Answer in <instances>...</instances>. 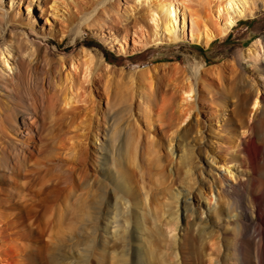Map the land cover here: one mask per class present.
Returning <instances> with one entry per match:
<instances>
[{
    "label": "rangeland",
    "instance_id": "obj_1",
    "mask_svg": "<svg viewBox=\"0 0 264 264\" xmlns=\"http://www.w3.org/2000/svg\"><path fill=\"white\" fill-rule=\"evenodd\" d=\"M249 1L253 16L239 20L229 34L203 46L187 38L155 41L154 34L160 37L163 31L150 22L145 11L148 5L142 2L31 0L35 29L9 27L5 35V40L11 39L14 33L27 30L34 57L25 56L18 89L0 92V125L6 118L15 129L0 138V149L8 146L15 158L28 154L23 144L25 127L35 113L19 106L27 107L38 97L43 108L39 105L37 116L42 123L48 114L47 93L55 110L52 136L56 139L53 152L35 155L27 162V169L0 167V264H162L159 254L165 249L162 244L171 239L165 230L175 214L174 195H184L188 189L197 214L181 221L182 243L190 242L187 252H182L181 264L182 256L188 264H208L210 253L220 264H245L244 258L246 264H259L255 251L248 253L247 244L236 246L242 212L253 213L258 204L254 196L260 198L262 187L260 172L254 175L256 181H248L250 165L235 145L249 135L248 124L264 115V106L255 110L247 101L253 92L264 93V49L255 59L256 53L248 54L257 40H264V0ZM18 2L15 0L12 7L4 0V7L24 17L30 0ZM109 12L112 18L107 20ZM144 18L146 22L136 23ZM82 49L93 56V72L87 73L90 83L85 96L64 109L67 77L73 72L68 60ZM106 63L117 71V78L109 80ZM121 71L145 76L137 84L135 98ZM181 84L194 88L183 106L178 92ZM12 96L18 99L16 108L9 107ZM149 96L153 99L151 125L147 121ZM184 111L189 113L187 120L177 127ZM216 113L225 114L216 122ZM99 123L105 129L97 131L100 142L94 145L92 134ZM197 127L202 132L198 136ZM171 142L179 152L175 156L169 149ZM85 148L102 160L99 169H94L96 177L87 184L79 176L71 186L58 183V175L76 168ZM184 151L191 155V179L178 158ZM126 183L132 186L135 197L125 189ZM233 184L238 188L229 198L224 192H231ZM199 189L225 197L226 209L220 217L206 213ZM197 219L210 221L211 230L197 233L193 226ZM246 224L247 238L254 235L258 239L255 219ZM157 226L164 231L162 237L156 233ZM186 226L189 232L185 234ZM166 262L172 264V258Z\"/></svg>",
    "mask_w": 264,
    "mask_h": 264
},
{
    "label": "bare ground",
    "instance_id": "obj_2",
    "mask_svg": "<svg viewBox=\"0 0 264 264\" xmlns=\"http://www.w3.org/2000/svg\"><path fill=\"white\" fill-rule=\"evenodd\" d=\"M9 1L12 3V7H14L15 0H9ZM18 1L20 5V2L22 0H18ZM134 1L142 2V5H146V6L148 5L145 11L147 10L146 13L148 15L147 17L150 18V22L152 21L156 27L161 26L162 31H163L162 35H160V37H157V33L154 34L156 35L157 40L155 41L157 42H162L163 40H165L166 42L169 43V42H176L178 40L187 38L191 42H195V43L203 44V46L204 45L207 46L211 43L213 39L223 38L224 36L229 34L228 32L239 20H246L250 16H253L252 15L253 8L249 4L250 2L249 0H188L189 3L187 4H181L179 0H134ZM254 1L255 0H253V2ZM32 4L33 3L30 0V2L25 7L27 10V14L24 15L23 17V16H20V13L18 12L15 13L14 15L9 13L8 9L4 7V0H0V42L3 43L2 45H0V92L7 91V89H10V88L18 89L19 84L22 81V78L24 77V72H25V65L23 63L24 62L23 60L25 59L26 55H28L29 58L34 57L33 46H30L31 43L29 41L30 38L28 36L29 33L27 32V30H21L18 33H14L11 39L5 40V35L9 27L20 28V26H24L32 30L35 29L36 16L34 15V9L32 8ZM111 15L112 14L109 12L107 20H110L112 18ZM144 21L146 22V18L142 20L137 19L136 23L139 24ZM92 25L100 27L102 25H106V23H93ZM63 38H64V35H63ZM112 41L114 42L115 39H113ZM147 44L148 43H146L145 46ZM121 45L124 47L123 51H125L126 50L125 45L123 44ZM263 49H264V40L262 39L257 40L254 44V49L253 50L250 49L248 51V54L253 55L254 53L255 55L256 53V56H254V59H255L259 57L260 52ZM248 57H252V56H248ZM92 63H93V56L88 49H82L81 52L77 56H73L72 58H70V60H68V68L73 70V72L70 71L67 77V84L65 86L66 95L64 96V99H63L64 109H67L68 107L71 108L72 105H74L73 103L75 102L77 103L78 99L81 96H83V94L85 96V93H86L85 90H87L86 85L90 83L89 81L90 74H87V73L93 72L92 71L93 68L91 67ZM80 68H81L80 70L81 72L78 71V69ZM10 71H12V74L9 73ZM104 71L106 74L110 76L109 80L112 78H117L116 77L117 71L110 64L106 63L104 65ZM263 71H264V68H263ZM78 72L80 75L78 74ZM213 73L215 74V71ZM120 74L121 76H125L128 78L130 82V88H129L131 91L130 93L132 95V98H135L137 93H139L138 92L139 88L137 84L141 79L144 80L145 76L143 78V76H139V74L138 75L136 73L127 74L123 71H121ZM118 77H119V73H118ZM121 81H124V80L120 79V82ZM120 82H118L117 84L119 85ZM193 89L194 88L192 85L183 84L182 86L179 87L178 92L180 94L179 97L181 98V100L179 99L181 102V106L185 105V103H188V99L191 98L193 94ZM46 95H47L46 101L48 105V114H47V117H44V119L42 120L43 121L42 123L40 122L37 116L39 109L43 108V105H41L42 102L39 104L38 102L39 100L36 99L38 97H35L34 98L35 102L32 104H29L27 107H22L21 105L19 106L18 99L15 98L14 96L10 98L9 100L10 103L8 102L10 108H16L19 106L20 107L19 109H24V111L30 112V113L32 112L35 113V117L33 116L32 117L33 121L31 120L32 123L29 126L25 127L26 135L24 136L26 140L24 141L23 144L27 146L25 152L28 154L20 158L18 157L15 158L12 156V153L8 149V146H5L0 149V167H7V168L9 167L11 168L12 171L25 170L27 169L25 167L27 165V162L30 159L33 160V157L35 155L37 156L39 155L42 157V155L47 156L48 154H51L53 152L52 149L54 148L52 145L55 144L56 138L54 137V135L52 136L53 134L52 133L53 132V129H52L53 117L52 116L55 110H53L52 97H50L49 93H47ZM149 97L150 98L147 103V111H148L147 121L149 125H151L152 122L154 121L153 117L150 114L152 111L151 101L153 99L151 100L152 96H149ZM41 98H43V95L41 96ZM247 101L250 103L252 102L255 110H259L260 105L264 106V93L253 92L252 95L248 97ZM39 105H41V108ZM44 105H46V103ZM45 109L47 108H44V110ZM223 114H217V116L214 117L215 120L213 121L217 122L218 119ZM188 115H189L188 111L185 112L184 114L180 113L177 127L182 126L186 122ZM4 119H5L4 124L1 123L0 125V138L1 139H4L6 137L7 132L12 133L13 131H15L13 127L7 124L6 118ZM101 128L105 129L104 127L100 126V123L99 125L97 124L95 127V131L92 134V143L94 145H97L98 142H100V138H99L97 131L100 130ZM246 128L248 129L249 135L242 139H241V136H238L237 139H241V142L238 143L237 141H235V145H237L241 149L240 152L244 155L245 160L250 165L252 173H251V177L250 178L248 177V181L252 182L253 178H255L254 175L260 172L261 174L260 182L262 184V187L260 190L261 192L260 198H257V196H254L256 197L254 199L256 200L258 204L253 210V213L249 214L247 211L242 212V215H241L242 220L239 223L240 224V230H239L240 234H239V239L236 240L238 242L236 246L243 248V245L247 244L249 246L248 253L249 252L252 253V251H255L256 258L258 260L257 263L264 264V223H263L264 221L263 220L264 218V115L258 121L254 122L253 125L249 126L248 124ZM196 134L197 136L199 134H202L201 129L199 127H197L196 129ZM243 135H245V133H243ZM178 138L180 139V136H178ZM169 149L173 156H175L176 154H179L177 148L175 149L172 142L169 145ZM234 149H235L234 147L231 148L233 152H234ZM85 150L86 152L80 153V156L78 157L77 166H75L77 169L72 167L62 172L56 178L58 179V183L65 184L68 187L74 184L75 179L78 176L82 179V181L85 182V184L89 183L94 177H96L97 174L94 169L95 168L99 169V166L102 164V160L100 159L99 156L94 155L91 152V150L86 149V148ZM178 158L181 164H184V166L186 167V176L191 179L193 176L192 169L188 168V165L190 164L189 162L191 160L190 152L187 153V151H184L183 155H179ZM226 170L231 171L230 168H227ZM253 181H256V179ZM239 185H241V182ZM236 188L238 187L233 184L231 187V192L229 191V192H224V193H226V196H229V198H231ZM125 189L127 191H131L132 186L126 183ZM198 191L200 193L199 195L204 200V203L202 205L204 209H206V213L214 212L218 217H220V215H222L226 209L225 208L226 203L222 202V199L224 196L220 194L217 197H215L213 191H211V193H207L202 189H199ZM132 195L135 197L134 192H132ZM174 198H175V205H176L175 214L172 215V217H170L168 223L166 224V230H165L167 232V237H170L171 239L168 241L169 243L162 244V246L164 245L165 249H162L161 253L159 252L160 253L159 255L163 258L164 264H167L166 261L168 258H172V262H173L172 264H181L180 257L182 255V252L183 251L185 252L186 248L189 247L188 245L190 244L189 240H185L184 243H182L181 233L183 231L182 230L183 223H181V221L183 222V219H184V222H185L187 217L189 216L191 217L197 214L195 200L192 198V193L190 192V189L185 191L184 195L181 194L180 192H178L177 194L176 192V195H174ZM145 200L144 201L148 204L150 201L148 195ZM135 202H136L137 207L140 208L139 200L136 199ZM254 219L257 224V226L254 229L255 230L254 233L259 234L258 239H256L254 235L250 238H247L246 236V232H247L246 221H249V220L251 221ZM209 222L210 221L208 220L197 219V221L193 224V226L197 229L196 230L197 233H200L202 235L203 232L211 230L210 228H212V226H210ZM143 225L145 224L143 223ZM155 229H158V226ZM151 232H154V231H151ZM186 232H189L188 227L185 229V234ZM156 233L159 237H162L164 234V231L163 229L162 230L158 229ZM167 237L165 238L166 240H167ZM213 245H216V244H213ZM214 248H216V246H214ZM182 260H183V264H186V263L188 264V262L185 261L186 259H184L183 256H182ZM242 262L243 263L245 262L246 264L245 258L242 259ZM208 264H220V261L219 259H214L213 254L210 253L208 255Z\"/></svg>",
    "mask_w": 264,
    "mask_h": 264
}]
</instances>
